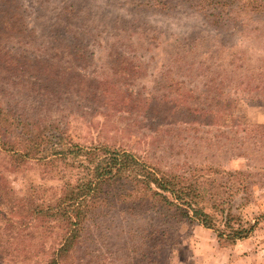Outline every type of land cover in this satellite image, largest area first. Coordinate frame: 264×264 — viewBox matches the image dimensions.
Segmentation results:
<instances>
[{"label": "rangeland", "instance_id": "rangeland-1", "mask_svg": "<svg viewBox=\"0 0 264 264\" xmlns=\"http://www.w3.org/2000/svg\"><path fill=\"white\" fill-rule=\"evenodd\" d=\"M243 1V17L214 23L197 0H164L169 9L153 0H0L1 108L26 124L67 126L72 144L184 171L202 186L207 211L210 194L229 187L232 197L218 199L252 226L246 238L219 240L111 185L61 264H264V97L249 93L264 87V0ZM0 140V184L20 196L32 184L53 203L72 174L68 160L20 161L10 148L24 151V137ZM43 145L33 157L52 158ZM4 222L0 264H41L58 248L57 226L39 238L36 222L9 232Z\"/></svg>", "mask_w": 264, "mask_h": 264}, {"label": "trees", "instance_id": "trees-1", "mask_svg": "<svg viewBox=\"0 0 264 264\" xmlns=\"http://www.w3.org/2000/svg\"><path fill=\"white\" fill-rule=\"evenodd\" d=\"M145 1L139 0V3H147ZM197 1L202 8H205L204 17L211 18L214 23L226 21L225 16L231 13H236L237 17H243V13H246L250 4H246L243 0ZM153 2L162 9L172 7L171 4H168L169 2L165 3L164 0H153ZM251 10L255 13L256 10L258 11V6L255 5ZM257 89H260L259 92L251 90L249 93H255L257 97L261 95L264 97V87ZM207 106L210 104L207 103ZM49 124L50 126H47ZM35 125L26 124L22 115L12 111L6 112L0 107V138L3 135L18 133L25 139L24 151L10 148L16 158L23 161V158L32 156L31 158H38L40 162L51 165L61 160H68L65 164L70 165L72 171L71 176L65 179L60 196L56 200H51L53 203L44 193L38 197L32 194L29 191L32 184L23 191L21 196L6 185L0 184V218L5 221L2 230L9 232L12 227H15L19 231H23L25 225L29 227L32 222H36L34 225L40 229L36 232L39 238L52 233L55 226L61 231L58 234V237L60 236L58 248L55 252L54 248L51 257L45 262L42 261L41 264H61V261L65 260V255L80 237L83 217L89 209L98 203L103 193L107 194L105 188H110L111 185L127 187L126 195L130 199L134 202H143L163 215L173 213L178 218L185 217L199 221L205 228L214 230L219 240L226 236L225 238H228L230 242H235L238 239L246 238L252 230V226L248 227L247 223H243L241 220L234 221L236 218L230 206L226 208V205H229L226 198L218 199V195L229 199L232 197L233 194L229 187L224 190L221 188L222 192L218 190L216 195L210 194V211H207L206 206L202 203L205 198L201 192L202 186H198L193 180V176L186 175L184 171L174 172L151 168L152 166L140 162L133 154L111 149L103 144L90 147L72 144L68 137L67 126L64 128L51 123ZM50 129L56 132L48 135L45 130ZM52 135L57 137L58 142L49 141ZM46 136H48V141ZM48 143H50L49 147L54 149L52 158L33 157L44 151L41 150L42 144H44V148H47ZM63 146L66 149L62 148ZM71 158L78 159L73 161ZM76 169L78 172H75ZM0 178L2 177L0 176ZM205 181L210 182L208 178ZM209 184L211 185V183ZM221 185L228 184L221 182ZM225 191H229L228 194ZM15 213L18 214L15 217H19L17 221L12 216L16 215ZM25 217L28 218V224L25 223ZM217 224H220L222 228H218ZM22 235L30 236L33 240L31 233L24 232L20 236ZM4 258L6 259L4 256L1 259L4 260Z\"/></svg>", "mask_w": 264, "mask_h": 264}]
</instances>
